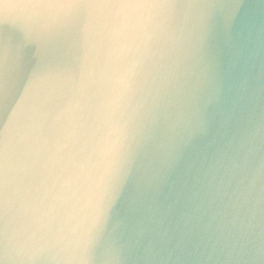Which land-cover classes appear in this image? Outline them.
I'll return each mask as SVG.
<instances>
[{
  "label": "water",
  "instance_id": "water-1",
  "mask_svg": "<svg viewBox=\"0 0 264 264\" xmlns=\"http://www.w3.org/2000/svg\"><path fill=\"white\" fill-rule=\"evenodd\" d=\"M0 264H264V0H0Z\"/></svg>",
  "mask_w": 264,
  "mask_h": 264
}]
</instances>
